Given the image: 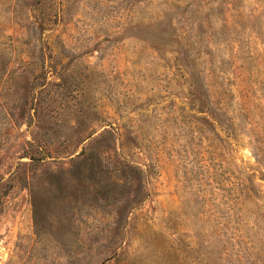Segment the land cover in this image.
Instances as JSON below:
<instances>
[{
    "label": "rangeland",
    "instance_id": "374dc122",
    "mask_svg": "<svg viewBox=\"0 0 264 264\" xmlns=\"http://www.w3.org/2000/svg\"><path fill=\"white\" fill-rule=\"evenodd\" d=\"M0 264H264V0H0Z\"/></svg>",
    "mask_w": 264,
    "mask_h": 264
}]
</instances>
